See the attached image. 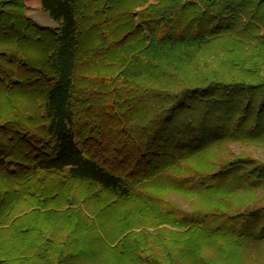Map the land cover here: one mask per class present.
I'll use <instances>...</instances> for the list:
<instances>
[{
    "label": "trees",
    "instance_id": "16d2710c",
    "mask_svg": "<svg viewBox=\"0 0 264 264\" xmlns=\"http://www.w3.org/2000/svg\"><path fill=\"white\" fill-rule=\"evenodd\" d=\"M28 1L0 0V264H243L253 247L264 264V164L205 130L228 103L217 120L264 143V0H34L55 28Z\"/></svg>",
    "mask_w": 264,
    "mask_h": 264
},
{
    "label": "rangeland",
    "instance_id": "374dc122",
    "mask_svg": "<svg viewBox=\"0 0 264 264\" xmlns=\"http://www.w3.org/2000/svg\"><path fill=\"white\" fill-rule=\"evenodd\" d=\"M24 14L27 18L32 20L34 23H36L39 26L48 27V28H55L57 27V23L54 22L49 18V16L42 12L34 0H29L25 6ZM240 39V38H239ZM238 40V38H237ZM223 55L220 42H214L209 47V55H208V61H214V58L217 57L221 58ZM214 56V57H213ZM215 62V61H214ZM240 101V100H239ZM240 106H243V101L240 102ZM230 105V110H232L231 104L228 103H221L220 108L217 109L216 107H212L211 115L209 119L207 120V126H210L208 129H205L206 132L210 133L213 137V143H215L214 136L219 139H223V143L227 144L225 147L227 149L226 154L233 155V156H247L252 160L258 161L261 164H264V143L260 144H251L243 140V135L245 132L243 131V119L239 123V126L234 128V126L237 125L238 121L235 116H231V112H227V115L225 114L223 116L222 121L217 120L215 117L217 111H219L221 108L228 107ZM238 116V114H237ZM254 117V116H253ZM245 124L249 126L252 122V118L245 119ZM259 126L261 127V131L264 132V116H260L259 118ZM238 139L237 141H235ZM212 144V143H211ZM222 149H219L221 151ZM223 151V150H222ZM224 152V151H223ZM224 154V153H223ZM225 155V154H224ZM252 165V164H248ZM170 199L177 204L179 207H181L183 210L189 211L192 208L191 202H187V199L184 196H179L174 192H169ZM150 231V229H148ZM261 249L264 250V247H261ZM255 248H249L243 252L244 257V263L243 264H253V259L255 258L254 254ZM256 250H259L256 248ZM260 251V250H259ZM262 258L264 259V255H262ZM62 264H93L89 261L85 260H75L73 258H67ZM177 264H179L177 262Z\"/></svg>",
    "mask_w": 264,
    "mask_h": 264
}]
</instances>
